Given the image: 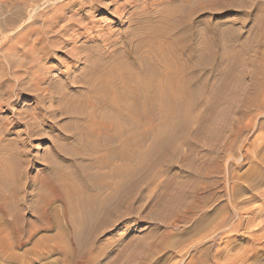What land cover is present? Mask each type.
Masks as SVG:
<instances>
[{
    "label": "rangeland",
    "instance_id": "rangeland-1",
    "mask_svg": "<svg viewBox=\"0 0 264 264\" xmlns=\"http://www.w3.org/2000/svg\"><path fill=\"white\" fill-rule=\"evenodd\" d=\"M112 1H106L111 5L105 13L96 14V19L101 21L98 26L111 30L115 36L122 33L132 36L137 32L146 36L145 45L135 42L133 46L131 61L135 66H130V72L141 78L147 70L160 74L172 66L171 43H163L164 47L154 45L153 37L159 32L155 24L131 27L122 21L127 11L123 5L127 2L130 13L137 19L164 0ZM261 1L196 2V8L206 9H197L199 13L192 16L199 33L195 31V34L200 39L194 45L195 91L179 96L176 101L181 106L176 112L148 108L144 125H133L129 131L132 145L128 162L114 159L113 171L123 167L130 171L122 173L126 176L118 175L113 187L103 186L105 192L99 199L96 191L89 194L80 191L76 167L80 174H90L93 183L109 181L114 172L103 169L104 153L78 145L73 139L76 134L80 136L77 123L71 120V115L56 113L55 109L61 105L48 104L52 112L47 114L42 135L27 139L23 148L31 163L22 169L25 174L19 201L1 204L6 221L20 217V228L25 231L18 251L22 259L30 261L34 257V245L40 237L49 238L64 229L59 238L47 241L51 249L56 243L69 247L72 241L68 254L73 264H264V9L259 10ZM172 8L162 5L158 10L165 11L162 13L165 15ZM19 9L18 0H0V59L7 48L4 34L12 42L19 34L15 33L18 24L13 22ZM4 17L12 19L5 30L1 24ZM203 29H210L212 34L205 36ZM85 42L86 38H82L77 46ZM160 50H167L169 58L157 57ZM71 58L68 49H56L46 62L45 68L54 83L66 76ZM161 81L162 78L156 84L160 85ZM65 92L73 95V90ZM155 92L156 86L147 95L152 104ZM68 106L75 107L72 103L62 105L64 109ZM36 108L35 103L22 99L18 104L3 106L0 117L25 115ZM122 147L121 142L114 145L116 152ZM56 166L61 169L62 177L69 179L58 185L71 188L63 191V200L44 205L38 199L41 183ZM73 186L78 189L74 190ZM85 199H98L107 205L104 214L90 220L88 229L85 224L92 208L81 206ZM45 213L48 221L59 227L32 235L31 225ZM205 216L203 226L195 229ZM88 244L94 245L90 254H86ZM81 253L85 254L81 257ZM41 254L40 259L29 264H61L60 252ZM0 264L17 263L4 257Z\"/></svg>",
    "mask_w": 264,
    "mask_h": 264
},
{
    "label": "bare ground",
    "instance_id": "bare-ground-1",
    "mask_svg": "<svg viewBox=\"0 0 264 264\" xmlns=\"http://www.w3.org/2000/svg\"><path fill=\"white\" fill-rule=\"evenodd\" d=\"M18 1H20V9L17 17L13 18V22H17L18 28L15 33L19 34L14 42L7 39V34L3 37L7 48L0 59V113L3 111V106L18 104L22 99L28 103H35L37 108L32 112H26L25 115L15 113L10 118L0 117V260L9 257L17 264H29L31 260L40 259L41 253L47 251V253L60 252L61 264H73L68 254L70 244L73 245L72 241L69 242V247L64 243H56L52 249L47 241L59 238L64 229H59L56 235H51L49 238L40 237L34 245L32 252L34 257L30 258V261L22 259L18 253L22 247L20 237L25 234V231L20 228V217L6 221L5 208L1 204L19 201L25 174L22 169L31 163L23 151L25 142L33 136L42 135L43 126L47 123V114L52 112L48 104L61 105L59 109H55L56 113L71 115V120L78 125L80 136L74 135L76 137L73 138L74 141L78 145L92 147L96 153L102 151L105 156L101 163L103 169L114 172L109 177V181L100 180L93 183L90 174L84 176L76 167L79 183L77 186L80 187V191H86L88 194L96 191L97 198L103 197L105 192L103 186L106 185L107 189L113 187V181L118 175L126 176L122 173L130 171L127 167L117 171L113 169L116 166L115 158L125 162L129 160L132 145L129 131L133 125H144L150 106L175 111L181 106L176 101L179 96L182 93L188 96L195 91L194 45L200 39L195 34V31L198 32L192 16L199 13L197 12L199 8L195 5L198 0L158 1L154 7L141 13L144 16L141 15L137 19L132 12L130 13V2L123 5V9L127 10L122 17L123 24L128 23L131 27H138L144 23H153L159 30L157 36L153 37L154 45L164 47L163 43L170 42L173 49L174 64L172 66L166 68L163 73H160L161 75L154 70V72L147 70L141 78L130 72V66H135L131 61L134 56L135 42H139L141 46L145 45L146 36L139 35V32L135 35L129 32L132 36L127 34L126 36L125 33L115 36L116 34L111 30L101 29L98 26L101 21L96 19L98 17L96 14H103L109 8L111 4H107V0ZM261 2L263 5L259 10L264 9V0ZM162 5L173 8L162 15L165 11L160 13L158 10ZM186 9H190V12ZM204 9L206 7L203 6L199 10ZM11 20L10 17L7 20L4 17V22H1L4 30L8 29V23ZM37 23L40 25L36 26ZM203 31L205 36L209 37V34H212L210 29H203ZM84 34H88L87 37H84ZM82 38H86V42L77 46ZM27 45L30 46L24 50ZM56 49H68L72 57L70 70L65 77L57 81L58 83H54L49 71L45 68L46 62L51 60L50 57ZM161 50L157 57L169 58L167 53L171 51L168 48L166 53ZM81 65L84 67L81 68ZM78 71H81L80 76L72 77ZM161 78L162 83L156 84ZM154 86L157 93L155 92V100L152 104L147 95ZM64 87L73 90V95H67L66 89L63 92ZM67 103H72L75 107L68 106V109H64L62 105ZM21 127L23 130L18 131L17 129ZM119 142L123 147L117 153L114 145ZM57 150L59 149H55L56 152ZM94 165L99 167L97 162ZM61 172L57 166L54 169L51 168L42 181V191L38 199L44 205L63 200V191L71 188L70 185H58L60 182L69 180L67 176L63 178ZM77 186L72 188L78 189ZM98 199H85L81 205L92 208V213L87 217L89 220L87 219L85 224L86 229L91 226L90 220L99 218V215L104 214L103 211L107 209V205ZM109 212L111 213L110 210ZM206 216L197 223L195 229L203 226ZM48 217L45 213L39 219V223L31 225L32 235L53 230L52 227L55 226L59 227V224L52 225ZM46 220L48 223L44 222ZM86 229L84 228L83 231ZM87 246L86 254H90L94 245ZM84 254L81 253L80 256Z\"/></svg>",
    "mask_w": 264,
    "mask_h": 264
}]
</instances>
